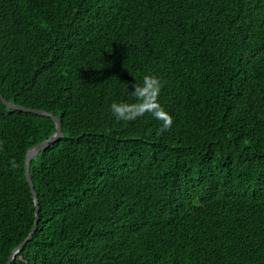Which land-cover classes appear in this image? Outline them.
Instances as JSON below:
<instances>
[{
  "label": "trees",
  "instance_id": "obj_1",
  "mask_svg": "<svg viewBox=\"0 0 264 264\" xmlns=\"http://www.w3.org/2000/svg\"><path fill=\"white\" fill-rule=\"evenodd\" d=\"M0 93V264H264V0H0Z\"/></svg>",
  "mask_w": 264,
  "mask_h": 264
},
{
  "label": "clouds",
  "instance_id": "obj_2",
  "mask_svg": "<svg viewBox=\"0 0 264 264\" xmlns=\"http://www.w3.org/2000/svg\"><path fill=\"white\" fill-rule=\"evenodd\" d=\"M162 88L161 81L154 75H144L142 77V83L137 82L134 86H130L131 95H133L137 101L140 103L136 105H128L125 103H112L110 105V111L112 116L119 121H132L137 119L140 116L144 115V112L140 111L139 108L142 106L143 100L145 98V93L149 90L154 92V94L158 97L160 90ZM150 111L154 119H160L159 110L151 109L145 110ZM172 119L169 117L168 119L163 121L162 130H167L171 127Z\"/></svg>",
  "mask_w": 264,
  "mask_h": 264
},
{
  "label": "water",
  "instance_id": "obj_3",
  "mask_svg": "<svg viewBox=\"0 0 264 264\" xmlns=\"http://www.w3.org/2000/svg\"><path fill=\"white\" fill-rule=\"evenodd\" d=\"M0 98L3 101V103L11 110H17V111H23V112H28L31 114H36V115H40V116H45V117H50L54 120V122L57 125V130L55 132V134L48 140L44 141L43 143L31 148L27 154V158H26V164H25V168H26V177H27V181L30 185V188L32 190L33 193V197H34V201L36 204V221H35V226L29 236V238L26 240V242H28L34 235V233L37 230V226H38V222H39V208H38V196L37 193L34 190V185L32 182V176H31V172H30V165H31V161L33 160V158L38 155L40 152H42L43 150H45L46 148H48L51 144L55 143L56 141H58L59 139H61L63 137V133H62V124H61V120L59 118H57L54 114L42 111V110H32V109H28L26 107L23 106H18L16 104H12L10 102H8L6 99H4V97L1 95L0 93ZM25 242V243H26ZM24 244H22L19 248L15 249L9 264L12 263V261L14 260V258L17 256V254L20 252V250L22 249Z\"/></svg>",
  "mask_w": 264,
  "mask_h": 264
}]
</instances>
